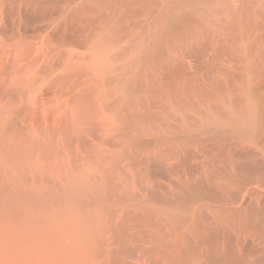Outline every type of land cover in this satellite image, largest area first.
<instances>
[{
	"label": "bare ground",
	"instance_id": "bare-ground-1",
	"mask_svg": "<svg viewBox=\"0 0 264 264\" xmlns=\"http://www.w3.org/2000/svg\"><path fill=\"white\" fill-rule=\"evenodd\" d=\"M0 196V264H264V0H0Z\"/></svg>",
	"mask_w": 264,
	"mask_h": 264
},
{
	"label": "rangeland",
	"instance_id": "rangeland-1",
	"mask_svg": "<svg viewBox=\"0 0 264 264\" xmlns=\"http://www.w3.org/2000/svg\"><path fill=\"white\" fill-rule=\"evenodd\" d=\"M8 207L10 205H3L0 200V234L5 233L9 237V253L19 262L33 258V221L30 218H23L22 221L13 225V221L9 220L5 213Z\"/></svg>",
	"mask_w": 264,
	"mask_h": 264
}]
</instances>
